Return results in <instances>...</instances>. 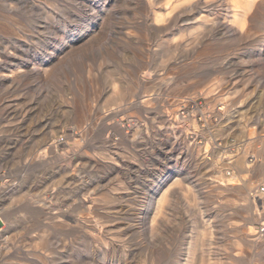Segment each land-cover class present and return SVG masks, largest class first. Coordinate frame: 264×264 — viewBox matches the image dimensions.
Wrapping results in <instances>:
<instances>
[{"label": "rangeland", "instance_id": "obj_1", "mask_svg": "<svg viewBox=\"0 0 264 264\" xmlns=\"http://www.w3.org/2000/svg\"><path fill=\"white\" fill-rule=\"evenodd\" d=\"M159 1L164 11L190 0ZM220 5L177 6L173 16L194 12L175 26L145 21L152 12L143 0H0V45L20 44L48 65L21 89H0V264H264V0L242 31ZM206 18L227 23L196 45L211 29L200 23ZM218 80L226 104L207 94ZM114 88L131 95L108 105ZM21 95L40 98L26 121L16 117L22 104L3 114L5 97ZM147 95L148 109L130 105ZM41 118L46 134L11 152L29 138L16 129L33 131ZM45 137L48 156L32 163L28 150ZM196 145L209 149L197 158ZM239 158H253L251 168ZM234 174L240 184L221 180ZM80 217L97 229L77 228Z\"/></svg>", "mask_w": 264, "mask_h": 264}, {"label": "bare ground", "instance_id": "obj_2", "mask_svg": "<svg viewBox=\"0 0 264 264\" xmlns=\"http://www.w3.org/2000/svg\"><path fill=\"white\" fill-rule=\"evenodd\" d=\"M144 3H145V7L146 8H149L151 9V14L150 13H146L145 16H144V20L147 21V22H150L151 18L152 20H155L157 22L159 21H169V22H173L175 24V26H178L180 21L182 22H185L186 20H190V18H187V16H192L193 13L191 10L190 13L188 14H178L179 12L175 13L177 15H174V13H171L173 10L177 9V6L178 5H174V3H170L168 2L167 4H165L164 6V11H161L159 10V8H157V5L159 4V0H143ZM180 1V0H178ZM257 0H210V1H205L203 2L200 1V2H197L196 5L193 4V0H190L188 1L187 3H183L181 5L178 6V8L182 7V6H190V7H193V8H209L212 12V10L216 9L217 6H222L220 5L221 3H225V5L229 6V10L230 12L232 13V16H233V23L238 26L239 30H244L245 28H247V21L250 17V13L252 12L251 11V8H253V6L255 5ZM195 6V7H194ZM189 7V8H190ZM166 9V10H165ZM168 10V11H167ZM169 10H171V12H169ZM228 10V11H229ZM206 11V10H205ZM217 11V10H216ZM176 12V10H175ZM194 12V11H193ZM182 13V12H181ZM212 14V13H211ZM216 14V13H215ZM204 16V15H203ZM227 18V17H226ZM89 19V18H88ZM225 19V18H224ZM228 19V18H227ZM226 20V19H225ZM224 21V20H223ZM222 21V22H223ZM167 22V23H169ZM202 22V23H201ZM208 22H210V26L207 24ZM201 24H203L204 26L206 27H209L211 29H209L208 31L202 33L201 37L200 38H197L195 39L192 43H196V45L198 44H203L206 40L209 39V37L214 34V33H220L221 32V27L223 28V23H227V22H223L221 23L220 19L219 18H216L215 20H212V19H209V18H206V19H202V21H200ZM250 23V22H249ZM223 24V25H222ZM233 24V25H234ZM211 25H213V27H211ZM226 25V24H225ZM228 25V24H227ZM234 25V27H236ZM249 26L251 25L248 24ZM253 25V24H252ZM251 25V26H252ZM42 26V25H41ZM47 26L46 23H44L43 25V28H45ZM77 26V24H76ZM201 26V25H200ZM247 26V27H246ZM79 27V26H77ZM76 27V28H77ZM205 27V28H206ZM73 28V27H72ZM193 28V27H192ZM237 28V29H238ZM252 28V27H251ZM194 29V28H193ZM208 29V28H207ZM225 29V28H224ZM236 30V28H235ZM193 31V30H192ZM205 31V30H204ZM195 32V30H194ZM199 32V31H198ZM242 33V32H241ZM193 34V33H192ZM198 33H194V35H197ZM219 35V34H218ZM194 37V36H193ZM197 37V36H196ZM53 40V39H52ZM56 41L58 40L57 38L55 39ZM44 41V40H43ZM47 42V41H45ZM188 45V44H187ZM177 50V49H176ZM182 50V49H181ZM169 53H171L172 51H174L173 49L169 48L168 49ZM31 52V51H30ZM30 52H28V49L24 48L23 49V46L20 45V44H10V43H7V44H4V45H0V89L2 90H11V89H21L23 88L24 86H26V83H25V80H27L28 78H33L35 76V74H38V77L42 78L44 73H42V69H46L48 65H45L44 62L41 61V58H40V55L37 54V53H33L31 54ZM34 52V51H32ZM175 52V51H174ZM33 65L34 67H31L30 68V65ZM42 67V68H41ZM116 81V80H115ZM114 82V81H113ZM115 84V83H113ZM219 86L221 84V82H219V80L217 82H214L212 83L208 88H207V94L209 96H211L212 100L214 102H221V103H224L226 104L228 102V97L226 96L225 97V94H221V95H218L215 93V90H216V87L213 88V86ZM236 85V83H235ZM114 86V85H113ZM116 86V84H115ZM27 90V89H26ZM23 91V90H22ZM24 92V91H23ZM238 92V91H237ZM215 93V94H214ZM233 93V92H231ZM17 95V94H16ZM26 96V94H24ZM131 95V88H124V89H121V90H117V89H113L112 93L109 95V98L107 99L106 103L108 105H111V104H118V103H121L123 100L127 99V97H129ZM22 96V95H21ZM30 96V94H29ZM35 96V95H34ZM28 97V96H27ZM25 97H17V99H12L11 96H8V97H5V99L3 100V105H4V109H3V114H7V110L8 108H10L12 105H19V104H22V107L21 108V111L19 109V111H16V117L18 116L21 117L23 119V121H26L27 120V115H29L30 113L32 112H35L39 106V100L40 98H37L35 101H32L31 103L30 102H27V100L24 99L23 102H21L22 100ZM30 98V97H29ZM33 98V97H32ZM35 99V98H34ZM132 99V98H131ZM192 102H193V105L195 106V101H196V98H191L190 99ZM16 101V102H15ZM152 102V97L151 95H147V96H144V101L142 102H134V101H130V105H136V107L138 106L139 108H146L148 109L150 107V104ZM184 102V101H183ZM14 103H17V104H14ZM189 104V103H188ZM63 101H61L60 103H57L56 106L58 107L57 110H55V112H60V107H61V110L65 107L63 106ZM184 107H179L178 110H177V119L179 117V114L181 113V110L183 109H186V105L183 104ZM190 105V104H189ZM56 108V107H55ZM212 108V107H211ZM17 109V110H18ZM13 110V108H12ZM15 110V109H14ZM213 110V109H212ZM107 111H110V110H107ZM10 112V110H9ZM8 112V113H9ZM62 112V111H61ZM191 112H195L193 109ZM15 113V112H14ZM37 113V111H36ZM201 113H204L205 114V111L202 110ZM35 114V113H34ZM243 114V113H242ZM11 115V114H10ZM15 116V114H13ZM33 115V113H32ZM31 115V117H32ZM37 115V114H36ZM184 115V114H183ZM35 116V115H34ZM45 116V115H44ZM43 116V117H44ZM12 117V115H11ZM30 117V118H31ZM35 119V118H34ZM31 119H29L30 121ZM240 120V119H239ZM238 120V121H239ZM20 121V120H19ZM40 126L38 124V127L35 129V130H31V126L28 127H25V130H23L22 132L20 131V129H22L21 127H18L16 130L20 133L23 134L24 137L28 138L29 136L33 137H43L46 133V126L48 125L44 123V120L41 118L40 119ZM48 121V120H47ZM22 122V121H21ZM32 122V121H30ZM20 123V122H19ZM18 123V124H19ZM24 123V122H23ZM22 124V123H21ZM26 124V123H25ZM31 125V124H30ZM18 126V125H17ZM24 126V125H23ZM49 126V125H48ZM15 128V126L13 127V129ZM35 128V127H34ZM13 131L10 129V132ZM50 133L47 132V135ZM254 131H250L247 133V138L245 139V142H246V145L248 146H251L252 144H255V140H254ZM52 134V133H51ZM50 134V135H51ZM137 134V132L135 133V135ZM17 135V134H16ZM14 135V136H16ZM21 135V134H20ZM31 137H29L27 140H24L23 139H19L17 141H15L13 143V145L11 147H9V150L11 152H17V151H20L21 149H28L31 145L30 143L34 142L35 139H32ZM55 137V136H54ZM48 138V137H47ZM45 137V140L42 139V141H39V146H38V149L37 151L35 152H32V151H29L30 152L28 155L31 157H28L30 158L29 160L32 162V163H36L37 161H43L47 156H48V153H49V149H50V142L49 140ZM242 142V141H241ZM10 146V145H9ZM197 146V150L199 152V155L197 158H200V156L202 154H205L207 151H208V145H206V147H201L199 145H196ZM253 146V145H252ZM25 149V150H26ZM27 152V153H28ZM25 156V155H24ZM26 157V156H25ZM253 158H255V156H252ZM196 158V159H197ZM248 158V157H247ZM253 158L251 160H247V159H243V160H240L239 158V164L240 166H243L248 170L251 168V161H253ZM28 159V158H27ZM29 161V162H30ZM246 161V163L244 162ZM3 162V161H2ZM245 163V164H244ZM244 179V176L241 177V180ZM226 185L228 186H231V185H234V184H237L239 182V179L237 178V175H232L230 177H227L225 179H221ZM62 181V180H61ZM60 179L57 180L58 183H61ZM174 183H177L176 181H174ZM62 184V183H61ZM60 184V185H61ZM91 184L90 181L89 183H87L85 186L86 187H89ZM178 186V185H177ZM175 187V186H174ZM31 189V188H30ZM101 189V188H100ZM20 193V192H19ZM257 193H261L259 191V189L257 190ZM18 194V193H17ZM261 195H263V193H261ZM24 196V195H22ZM21 195L17 198V199H20L22 197ZM4 200V199H3ZM16 200V199H15ZM97 200L96 198H93L90 202H93ZM166 200V198H165ZM86 201L85 199L82 200V206L85 205V202ZM164 203V202H163ZM233 203L234 205H236V201L233 200ZM4 202L0 205H2V207H5V204ZM37 204V203H36ZM162 204V203H161ZM7 207V206H6ZM1 208V207H0ZM87 208V207H86ZM160 208V207H159ZM60 211V209H58ZM62 210V208H61ZM43 214L46 215V219H49L51 222L53 220H60V218H58L59 216H57L58 214L53 213V211H44ZM137 214V213H136ZM48 215V216H47ZM80 215H84V214H80ZM86 215V214H85ZM84 215V216H85ZM61 217V216H60ZM90 219V218H89ZM88 218H84V217H80L78 218L76 221H75V226L81 230H85L87 232L88 229H92L93 231H95L97 229L95 223L92 221V220H89ZM64 220V219H63ZM74 220V219H73ZM95 220V219H94ZM137 220V219H136ZM135 220V221H136ZM141 221V220H140ZM46 222V221H45ZM63 222V221H62ZM66 222V221H65ZM72 222V221H71ZM55 223V222H54ZM67 223V222H66ZM70 224V222H68ZM61 224V223H60ZM135 224H138V223H135ZM73 225V224H72ZM135 226V225H134ZM137 226V225H136ZM140 226V225H139ZM144 226V225H143ZM153 226V225H152ZM68 227V226H67ZM74 227V226H73ZM141 227V226H140ZM155 227V226H154ZM153 228V227H152ZM73 229V228H72ZM13 229L12 228H9L8 230L5 231V234H8L12 231ZM153 230V229H152ZM92 233V231H90ZM89 232V233H90ZM96 235V234H95ZM18 237V236H17ZM0 251L2 252V248H1V245L4 242V239L2 238V235H0ZM10 238V237H9ZM13 238V237H12ZM113 239V238H112ZM257 238H254L252 234H249L247 233L245 235V240H247L250 244H255L258 246V242H257ZM15 240V239H14ZM13 240V241H14ZM31 240V239H30ZM8 241V240H7ZM12 241V242H13ZM254 241V242H253ZM27 242V241H26ZM30 242H27L24 244V246H27L26 249L30 246L29 244ZM144 244V243H143ZM32 245V244H31ZM139 246V245H138ZM15 247V246H13ZM64 247V246H63ZM132 248V247H131ZM38 249V248H37ZM25 250V249H24ZM28 250V249H27ZM41 252V251H40ZM129 252H132V251H129ZM136 252V251H134ZM3 253V252H2ZM8 252H6L5 254H7ZM20 253V252H19ZM29 254V253H28ZM40 254V253H39ZM2 255V254H1ZM4 255V254H3ZM9 255V254H7ZM19 255V254H18ZM135 255V254H134ZM27 256V255H25ZM132 256V255H131ZM4 258V257H3ZM40 258V257H39ZM38 258V259H39ZM125 258V257H124ZM132 258V257H131ZM1 259V258H0ZM10 259V258H9ZM122 259V258H121ZM135 259V258H134ZM40 260V259H39ZM69 260V259H68ZM89 260V259H88ZM9 261V260H8ZM119 261V260H118ZM42 262L43 259H42ZM69 262V261H68ZM121 262V261H120ZM140 263V262H139ZM128 264V262H127Z\"/></svg>", "mask_w": 264, "mask_h": 264}, {"label": "built area", "instance_id": "obj_3", "mask_svg": "<svg viewBox=\"0 0 264 264\" xmlns=\"http://www.w3.org/2000/svg\"><path fill=\"white\" fill-rule=\"evenodd\" d=\"M262 191H264V187H262V189H261Z\"/></svg>", "mask_w": 264, "mask_h": 264}]
</instances>
